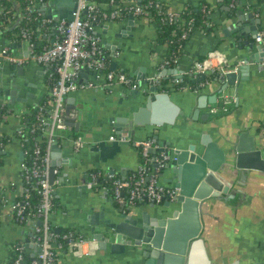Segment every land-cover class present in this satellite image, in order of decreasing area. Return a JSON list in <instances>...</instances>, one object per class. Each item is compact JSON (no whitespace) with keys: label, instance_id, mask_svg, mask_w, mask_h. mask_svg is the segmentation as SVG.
<instances>
[{"label":"crops","instance_id":"0c3cea01","mask_svg":"<svg viewBox=\"0 0 264 264\" xmlns=\"http://www.w3.org/2000/svg\"><path fill=\"white\" fill-rule=\"evenodd\" d=\"M159 1L169 11L176 13L187 6L198 7L203 2L208 3L212 10L210 17L216 27L205 33L194 32L187 40L178 62L170 66L165 64L169 47L157 43V25L146 17L128 16L93 26V31L101 35L104 48L112 58V68L127 72L139 84L137 89L118 85L112 93L85 86L67 97L64 112L69 114L71 122L78 123L80 110L83 114L78 130L76 126H68L57 133L63 137L57 143L59 151H52L55 157L51 154V163L57 164L54 188L59 205L51 221L58 228L78 231L88 242L81 252H60V260L65 264H144L143 259L133 257L129 251H112L110 245L107 248L100 246L99 239L94 235L106 230L103 214L105 219H109L124 211L116 204L109 190L102 186H88L91 175L96 172L103 177L115 174L126 178L137 171L143 161L136 143L152 139L161 146L187 147L201 144L202 135L209 134L223 148H228V140L246 130L255 137L257 147L264 152V42L255 39L251 44L248 41L252 36L247 37L242 32L249 24H235V13L240 9L235 0ZM243 6L248 12H253L255 18L261 19L259 31L264 30V0H243ZM42 11L46 16L53 17L58 13L55 4L45 5ZM43 35L51 37L52 33L43 29L40 36ZM260 43L263 50L258 49ZM0 45H4L1 38ZM11 50L15 54L29 51L24 41ZM212 51L226 57L229 70H236L239 65L247 67L246 79L240 82L237 92L235 86L220 92L224 83L218 79L193 89L191 84L202 76L192 74V66L196 60L205 58ZM233 64L236 66H231ZM25 67L29 85L22 89L21 96L28 95L27 101L12 105L8 99L0 98V107L9 104L10 108L9 113L0 120V200L3 201L0 208V264H11L13 245L18 241L31 240L32 236L31 227L17 223L10 207L11 202L23 192V144L16 133L25 126L24 115L39 107L46 95L50 94V89L45 64L31 61ZM0 69L7 76L12 66ZM83 74L79 81L86 84L91 73ZM153 76L170 79L169 91L162 89L161 80L158 84L147 81L148 77ZM175 78L182 79L177 89ZM6 80L8 84V78ZM19 81L23 82L24 78L19 76ZM156 86L160 87L157 92L170 94L184 115H180L171 126L138 127L130 144L114 150L115 142L110 141L109 137L117 134L110 118H122L137 110L148 96L156 92L151 90ZM214 95L217 102L209 103L207 98ZM203 97L205 101L202 103L207 101V104L201 108V112L218 108L228 110V113L209 122L194 120L192 115L200 107ZM74 133L84 136L86 140L78 152L74 150ZM122 133L128 134L126 130ZM153 153L155 155L156 151ZM159 179L163 184H174L170 181L173 179L171 168H164ZM243 186L241 193L234 198L233 207L219 200L204 203L201 212L203 248L193 258V264H264V172L251 170ZM165 202L154 207L152 203H138L124 213L132 217L146 211L154 213L164 209ZM96 213L99 215L93 219ZM35 251V247L26 244V252L30 256Z\"/></svg>","mask_w":264,"mask_h":264},{"label":"built area","instance_id":"2783aa9c","mask_svg":"<svg viewBox=\"0 0 264 264\" xmlns=\"http://www.w3.org/2000/svg\"><path fill=\"white\" fill-rule=\"evenodd\" d=\"M37 5L38 17L41 16L42 24L33 33V31L22 30L21 42L28 45V54H15L9 46L0 45V67L5 66H25L31 61L45 64L47 66V75L54 79L50 88L51 106L49 113L45 117L47 125L45 135L47 137V149L41 156V148L38 143L35 145L36 159L41 158L45 167L39 164L37 160L32 166L22 163L23 177L29 182L31 176L38 179V192L41 195V203L37 208V218H26L24 220L25 205L20 201H13L10 204L13 217L17 221H27V226L31 227L32 243L40 248L35 254L31 264H55L53 254L52 239L55 233L51 231L53 215V198L55 196L54 184L50 182L49 170L51 168L52 147L57 142V133L66 129L68 126L67 113L64 112V105L68 96L78 91L80 88H102L108 93L114 91V87L125 85L130 89H137L138 82L132 79L124 71L116 68H108L109 57L105 50V45L100 34L93 31V26L108 20H119L123 17L141 18L147 17V7L152 4H141L139 0H121L116 2L98 3L95 0H75V8L72 11V20L55 19L52 16H46L41 10L47 0H33ZM31 1V2H33ZM41 8V9H40ZM28 12L32 14L34 10L28 6ZM171 15L178 13L169 11ZM210 24V20H207ZM47 25H52L54 32L52 43L42 49L40 41H31L35 34L40 36L41 31ZM186 36V34H184ZM257 42H264V30L258 31L256 35ZM178 62V59H175ZM112 63V62H111ZM169 61L165 60V64ZM228 61L225 56L218 51H212L203 60H196L192 66L191 73L194 75H222L229 70ZM48 66L52 68L50 71ZM83 72L91 73L86 84H82L79 79ZM54 74L56 77H54ZM218 76V78H219ZM162 76L148 77L147 81L158 84ZM209 79L202 83V86L209 83ZM175 83H181L182 79L175 78ZM40 106V110H41ZM42 115V113H40ZM44 118V115L42 116ZM20 132V131H19ZM110 141L124 142L130 138L127 133L120 135H110ZM38 141H43L40 137ZM86 144L84 136L79 135L74 139V150L80 151ZM140 150L142 164L139 169L126 178H121L115 174H109L106 177L99 172L93 173L88 182L90 187L102 186L105 190L110 191V187L105 184L106 179L112 180V195L116 204L124 212L131 206L138 203L148 202L152 204H163L165 201L173 200L180 187L175 184L166 185L160 182L159 174L167 167L168 162L172 160L170 154L172 148L155 143L152 139H147L136 143ZM155 155H153L155 152ZM153 153V154H152ZM21 218V219H20ZM20 219V220H19ZM40 222V223H39ZM58 228L57 225H53ZM56 228V231H57ZM75 238L69 239V250L72 252H81L83 245L88 241L78 231L74 230ZM62 252V246H58ZM18 250V254L13 258V264H26L24 254L26 252V242L22 241L21 245H13V251Z\"/></svg>","mask_w":264,"mask_h":264},{"label":"water","instance_id":"95a60500","mask_svg":"<svg viewBox=\"0 0 264 264\" xmlns=\"http://www.w3.org/2000/svg\"><path fill=\"white\" fill-rule=\"evenodd\" d=\"M235 2L240 8L235 13L237 18L235 24L241 22L249 24L242 32L247 37L252 36L248 42L253 44L261 27V19L255 18L253 12L247 11L243 6V0ZM49 4H55L58 9V13L54 14L55 19L72 20L75 0H47L44 3ZM17 13L21 15L20 8L17 9ZM20 20L21 17L13 26L2 32L17 28ZM2 32L0 31V34ZM258 49L263 50L262 43L258 45ZM231 66L234 67L236 64ZM246 72L247 67L239 65L236 70L232 69L220 75L218 80L224 83L220 92L223 93L229 86H235L237 92L240 82L246 79ZM25 73V66H12L7 76L0 69V98L8 99L12 105L27 101L28 95L21 96L22 89L29 85ZM19 76L24 78L23 82L19 81ZM151 90L156 92L148 96L137 110L129 112L122 118H110L117 135L126 130L130 137L129 141L115 142L114 150H119L121 145L130 144L138 127L171 126L180 115H184V111L171 99L170 94L157 92L160 91V87L157 86ZM201 100L200 107L196 108L192 115L194 120L209 122L228 113V110L221 111L218 108L201 112L207 101L217 102L216 95L207 98L205 103H202L205 101L204 97ZM78 114V123L74 124L67 113L66 125L76 126L78 130L83 111L80 110ZM228 143V148H223L209 134H203L199 145L171 147L172 160L168 162L167 167L171 168L173 174L170 181L180 187L179 193L173 200L165 202L164 209L156 210L154 213L146 211L140 216L132 217L121 212L109 219H105L103 214L106 230L94 235L99 239L100 246L107 248L110 245L112 251L120 249L123 252L129 251L133 257L143 259L144 264H193V258L203 248L201 212L204 203L208 200H219L233 207L235 196L244 188L247 174L251 170L264 172V152L257 147L255 137L250 135L249 131L238 132L235 138L228 140ZM52 151H59L57 143L53 145ZM52 157H55V154H52ZM56 165L52 162L49 170L52 184L55 182ZM151 206L154 207L155 204ZM97 215L99 214H94L93 219H97ZM57 231L60 232L61 228H57ZM25 242L28 246L36 248L32 255L34 257L40 248L31 243L30 239H26Z\"/></svg>","mask_w":264,"mask_h":264},{"label":"trees","instance_id":"16d2710c","mask_svg":"<svg viewBox=\"0 0 264 264\" xmlns=\"http://www.w3.org/2000/svg\"><path fill=\"white\" fill-rule=\"evenodd\" d=\"M33 0H0V31H4L11 26L21 17L20 23L17 28L12 29L10 31L2 32L0 34V38L3 40L4 45L13 48L16 44L21 42V31L22 30H29L35 31L41 26L42 19L41 16L38 17V10L37 5ZM96 2L104 3L109 2L110 0H95ZM116 2H120L121 0H115ZM141 4H148L152 2L150 6L147 7V19L150 22H154L157 25V43H164L167 44L169 49L168 53L166 54L165 60L169 61L170 66H174L176 64L175 59H179L182 55V50L190 38V36L196 32H208L211 29L216 27V23L211 20V7L208 3L203 2L201 6H187L178 14L171 15L167 6L159 1V0H139ZM28 6H30L34 12L30 14L28 12ZM20 8L21 15L17 13V9ZM41 9V8H40ZM42 10V9H41ZM207 20H210L207 22ZM47 32L53 33L54 29L52 25H47L45 28ZM186 34V36H184ZM53 37L49 36H36L35 34L32 35L31 41L39 42L40 47L38 49H42L44 47L49 46L52 43ZM201 58L200 60H203ZM108 68H112V63L109 61ZM49 70L51 71L52 68L48 66ZM53 71V70H52ZM125 72V71H124ZM127 73V72H126ZM128 74V73H127ZM130 76V75H129ZM195 83H192L193 89H199L202 86V83L205 82L207 79L215 80L218 79L217 74H210V75H201ZM54 77L56 75L54 74ZM134 79V78H132ZM53 80L48 79V86L49 89L52 87ZM162 89L169 91L170 88V79H161ZM179 88V84L175 85V88ZM191 87V88H192ZM40 106L42 107L40 110ZM39 107L33 109L29 113L24 115V123L25 126L20 130V132L16 133V136L20 139L23 144V162L28 164V166H32L35 160L39 162L42 168L45 167V164L42 163L41 158L36 159V155L34 152L35 145L38 143L41 148V156L47 149V137L45 135L46 127V116L49 113V107L51 106V97L50 95H46L43 99ZM9 106L5 105L0 107V120L3 118L4 114L9 113ZM42 113V115H40ZM44 115V118L42 116ZM80 134L74 133L75 137H78ZM42 138L43 141H38L39 138ZM63 136H57V142H60ZM4 141V139H3ZM132 172L131 174H133ZM105 184L110 187V194L112 195V188L113 183L112 180L106 179ZM113 196V195H112ZM1 199V197H0ZM14 201H20L25 205V213H24V220L26 218L36 219L37 215V208L41 203V195L38 192V179L36 177L31 176L28 181H25L23 177V192L19 198H16ZM58 199L56 195L53 198V211H56L58 208ZM3 205V201L0 200V208ZM21 219V218H20ZM19 219V220H20ZM17 223L26 224L27 221H18ZM54 225V224H53ZM51 231L55 233V236L52 239L53 244V254L55 256V264H65L60 260V250L58 246H62V251L67 253L69 251V239L75 238L77 235L74 234V229L61 227V231H56V226H53ZM32 235V234H31ZM30 235V236H31ZM22 241L16 242L17 245H21ZM18 254V250L13 251V258ZM13 260V259H12ZM33 258L30 256L29 253L25 252L24 254V262L26 264H31ZM13 264V263H11Z\"/></svg>","mask_w":264,"mask_h":264}]
</instances>
